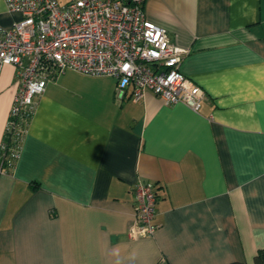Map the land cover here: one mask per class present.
<instances>
[{
    "label": "crops",
    "instance_id": "1",
    "mask_svg": "<svg viewBox=\"0 0 264 264\" xmlns=\"http://www.w3.org/2000/svg\"><path fill=\"white\" fill-rule=\"evenodd\" d=\"M187 49L198 112L65 69L35 98L13 169L0 171V264H254L264 249V0H144ZM0 0V28L17 20ZM18 88L0 69V145ZM0 169L1 160H0ZM157 227L132 238L134 185Z\"/></svg>",
    "mask_w": 264,
    "mask_h": 264
},
{
    "label": "built area",
    "instance_id": "2",
    "mask_svg": "<svg viewBox=\"0 0 264 264\" xmlns=\"http://www.w3.org/2000/svg\"><path fill=\"white\" fill-rule=\"evenodd\" d=\"M143 1L4 0L19 18L0 28V69L14 66L18 88L0 145V171L13 169L35 98L65 69L115 78L119 98L130 90L137 102L151 92L167 105L199 111L205 92L181 70L187 49L146 18ZM133 191L135 220L128 234L150 237L157 227L155 186L138 181Z\"/></svg>",
    "mask_w": 264,
    "mask_h": 264
},
{
    "label": "trees",
    "instance_id": "3",
    "mask_svg": "<svg viewBox=\"0 0 264 264\" xmlns=\"http://www.w3.org/2000/svg\"><path fill=\"white\" fill-rule=\"evenodd\" d=\"M254 264H264V249H258L253 260ZM229 264H246L243 261H232Z\"/></svg>",
    "mask_w": 264,
    "mask_h": 264
},
{
    "label": "rangeland",
    "instance_id": "4",
    "mask_svg": "<svg viewBox=\"0 0 264 264\" xmlns=\"http://www.w3.org/2000/svg\"><path fill=\"white\" fill-rule=\"evenodd\" d=\"M66 1H67V0H60V2H62V3H63V2H66Z\"/></svg>",
    "mask_w": 264,
    "mask_h": 264
}]
</instances>
